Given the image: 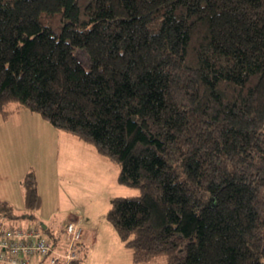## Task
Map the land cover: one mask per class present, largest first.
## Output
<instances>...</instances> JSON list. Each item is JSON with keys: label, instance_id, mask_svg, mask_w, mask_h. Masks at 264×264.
<instances>
[{"label": "trees", "instance_id": "obj_1", "mask_svg": "<svg viewBox=\"0 0 264 264\" xmlns=\"http://www.w3.org/2000/svg\"><path fill=\"white\" fill-rule=\"evenodd\" d=\"M20 107L138 188L106 212L133 262L264 264V0H0V118Z\"/></svg>", "mask_w": 264, "mask_h": 264}, {"label": "rangeland", "instance_id": "obj_2", "mask_svg": "<svg viewBox=\"0 0 264 264\" xmlns=\"http://www.w3.org/2000/svg\"><path fill=\"white\" fill-rule=\"evenodd\" d=\"M18 109L17 113H11L8 120L0 118V190L9 197L1 200L5 199L12 207L13 215L7 218L6 222L12 226L20 224L22 213L27 209L22 198V189L18 184L21 181V164L29 165L27 170H31L36 177L39 196L38 207L33 211L35 223L42 219L61 233L64 222L71 214L78 216L79 219L84 218V221L89 217V222L96 226L99 232L96 244L91 248L88 247L83 261L89 260V264H166L164 256H159L148 263L133 262L131 249L119 239L106 218L113 197L139 194L137 187L118 182L119 165L99 154L91 143L79 140L73 134L56 127L55 130L65 132L78 143L80 142L79 148H76L84 154L87 148L95 150L96 166L94 164L89 166L88 171L91 173L89 178L86 177L85 171L74 172L75 174L71 173L70 176L63 170L61 172L62 163L58 166L53 160L49 161L50 165L45 164V161L41 162V151L45 144L41 142V137L47 133V129L38 122L40 120L48 126L51 124L36 112L24 107ZM18 114L21 116L16 117ZM12 132L18 133L15 140L2 138L3 134H12ZM16 140L21 142L18 147L15 145ZM69 163H65V166ZM54 229L49 228V231ZM43 235L48 237L49 233L43 231Z\"/></svg>", "mask_w": 264, "mask_h": 264}, {"label": "built area", "instance_id": "obj_3", "mask_svg": "<svg viewBox=\"0 0 264 264\" xmlns=\"http://www.w3.org/2000/svg\"><path fill=\"white\" fill-rule=\"evenodd\" d=\"M0 216V264H71L83 250L82 227L68 220L57 237H46L39 224L12 226Z\"/></svg>", "mask_w": 264, "mask_h": 264}, {"label": "crops", "instance_id": "obj_4", "mask_svg": "<svg viewBox=\"0 0 264 264\" xmlns=\"http://www.w3.org/2000/svg\"><path fill=\"white\" fill-rule=\"evenodd\" d=\"M19 109L17 111H13L12 114H14V112H18ZM8 115L6 118H1L2 120H8L10 118V116L12 115ZM23 115V114H22ZM21 116L20 114L16 115V117ZM31 116V115H29ZM33 117V116H32ZM22 119V118H20ZM41 125H43L44 128L47 129V133L41 137V142H44L45 144L43 145V150L41 151L42 154V158H41V162H44L45 164H49L50 160H53L55 162V164H57L58 166L63 165V167L61 168V172L63 170V172H67V175H71V173H73V175L75 174L74 172H81V171H85V175L86 177L91 176V173L89 170V166L94 164L96 166V154H95V150H89V148H87V152L84 154L83 152H81L79 149H77L76 147L79 148V143L77 142V140H75L74 138H72L71 136H69L68 134H65V132L59 131V130H55V128L52 126H48L46 124H44L43 122H41L39 120V122ZM4 136L2 138H6L7 140H11V139H16V137H18V133L12 132V134H3ZM76 137V136H75ZM77 138V137H76ZM79 139V138H77ZM80 140V139H79ZM17 141V140H16ZM10 142V141H9ZM26 144V142H24V145ZM17 145H21V142L17 141ZM82 145V144H81ZM47 148V149H46ZM10 151V150H9ZM45 155V156H43ZM38 157V156H37ZM44 157V158H43ZM70 162L69 165L65 166V163ZM21 175H20V184L19 188L22 189V198H24V188H23V184H22V178L25 174V172L27 171L28 166L21 164ZM72 171V172H70ZM21 185V186H20ZM5 188V187H2ZM7 189V188H5ZM9 189V188H8ZM1 198H9L5 193H2L0 190V199ZM5 200V199H3ZM26 208V207H25ZM36 210V209H34ZM34 210H29V209H25L23 211V215H22V221L20 224H17V226H25L29 223H34V224H39L41 226V224L45 225V228L41 229L44 232H48L49 236L48 237H57L59 236L60 233L57 232V230H55L53 227H50V225L48 223H45L42 219L38 220V222H34L33 221V211ZM13 217V215H12ZM11 218V217H10ZM35 218V217H34ZM70 219H75L78 220L81 224L82 227V244H83V257L85 255V251L88 249V247L90 246L93 247L96 244L97 241V236H98V230L96 228L95 225H92L91 222H89L90 218L88 217V219H86L84 221V218H78V216L76 215H71L69 214L68 219H66V221L64 222V224L70 220ZM49 228L54 229L49 231ZM89 248V249H90ZM81 264H89V260H85L82 261Z\"/></svg>", "mask_w": 264, "mask_h": 264}, {"label": "water", "instance_id": "obj_5", "mask_svg": "<svg viewBox=\"0 0 264 264\" xmlns=\"http://www.w3.org/2000/svg\"><path fill=\"white\" fill-rule=\"evenodd\" d=\"M41 227H42V228H45V225L41 224Z\"/></svg>", "mask_w": 264, "mask_h": 264}]
</instances>
